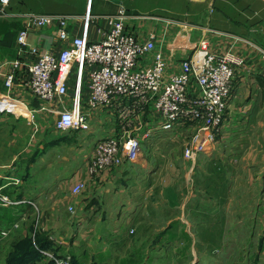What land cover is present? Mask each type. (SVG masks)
I'll return each mask as SVG.
<instances>
[{
	"label": "rangeland",
	"instance_id": "rangeland-1",
	"mask_svg": "<svg viewBox=\"0 0 264 264\" xmlns=\"http://www.w3.org/2000/svg\"><path fill=\"white\" fill-rule=\"evenodd\" d=\"M161 24L167 27L157 29V44L169 58L182 59L192 51L199 35L190 31L187 20L168 17ZM43 117L45 144L35 152L37 175L68 177L86 168L94 141L108 132L105 113H99L100 123L92 121L91 131L63 133L52 130V116ZM241 117L230 113L222 126L228 151L236 155L233 161L212 163L199 153L186 159L181 142L169 143L166 137L155 139L156 146L148 138L137 160H125L116 169L130 178L110 179L99 187L90 183L77 196L73 216L63 202L57 203L48 228L35 224L48 217L44 211L59 192H50L51 199L32 194L35 206L18 211L0 206V264H54L27 257L38 245L55 257L69 256V264H264V161L252 153L253 146L264 152V111L251 114L245 130L238 124ZM254 120L260 127L255 123L253 132L249 123ZM245 136L258 143L240 145ZM171 166L177 196L168 203L162 201L159 181ZM219 170H231L234 184L223 193L208 194L209 175Z\"/></svg>",
	"mask_w": 264,
	"mask_h": 264
},
{
	"label": "built area",
	"instance_id": "built-area-1",
	"mask_svg": "<svg viewBox=\"0 0 264 264\" xmlns=\"http://www.w3.org/2000/svg\"><path fill=\"white\" fill-rule=\"evenodd\" d=\"M9 3L10 0H0V17L8 15ZM136 17L140 16L127 13L120 5L114 15L107 17L108 27L99 33L100 38L91 40L89 26L93 17L88 7L80 32L54 52L30 45L28 34L51 28L55 36L66 40L70 36L69 17L27 11L16 35V57L0 62L2 112L32 124L40 114L52 116V130L59 133L91 131L92 121L100 123L98 115L105 113L103 122L110 131L98 137L90 149L88 180L99 179L125 160H137L148 138L156 146V140L166 137L169 143L181 142L186 159L207 153L216 143L236 96V73L247 62L240 52H213L200 45L174 61L158 47L156 31L141 34L127 25ZM250 45L264 63V48ZM20 108L26 114L15 112ZM86 182L87 178L70 188L66 205L70 214H75L74 199L86 189ZM0 206L18 211L20 206L35 203L31 197L14 198L0 192ZM45 224L38 219L35 227L43 230ZM17 225L18 222L14 224ZM38 250L47 262L69 264V256L58 258L46 249Z\"/></svg>",
	"mask_w": 264,
	"mask_h": 264
},
{
	"label": "crops",
	"instance_id": "crops-1",
	"mask_svg": "<svg viewBox=\"0 0 264 264\" xmlns=\"http://www.w3.org/2000/svg\"><path fill=\"white\" fill-rule=\"evenodd\" d=\"M120 5L126 8L127 13L140 16L127 21V25L130 27L141 26V30H139L141 34H144L146 30L157 31L160 27L166 28L167 26L162 25L161 21L168 17L181 18L188 21L190 31L194 29L198 33L199 37L196 39L195 46L200 45L209 51L219 53L233 50L244 54L247 57V62L234 78L236 96L233 98L226 116L230 113L231 116L240 114L242 117L238 124L245 130L244 125L250 118L249 116L257 115L261 110L264 111V63L259 59L257 50L250 45L254 44L264 48V0H10L7 9L8 15L0 17V62L16 57L19 49L16 35L23 27L21 17L27 11L62 14L69 17L70 36L66 40H60L53 34L51 28H44L38 32L32 31L28 34L27 40L30 45L57 52L70 42L71 37L80 32L82 19L88 7L93 17L89 26V37L91 40H96L100 38L99 33L108 27L107 17L114 15ZM158 47L160 46L158 45ZM172 59L177 61L179 58L173 57ZM3 90L4 87L0 82V92ZM14 91L16 94L18 93L19 98H22L16 87ZM15 112L26 114V111L21 108L15 109ZM43 118V115L40 114L35 124H32L22 117L21 119L16 118L8 112L0 111V192L14 198L25 196V194L30 195L31 198H37V194L41 196L47 194V199L50 198V192L53 194L59 192L58 198L50 201L48 210L51 211V214H47L48 210L44 211L46 216L48 215V217H44L45 227L48 228V223L52 220L50 216L56 211L54 210L55 205L59 202L67 205L70 188L77 181L87 178V186L90 183L98 182L96 187H99L110 179L115 180L119 177L128 179L130 177L124 175L123 172H118L117 167L103 173L99 179H94L95 181L88 180L85 165L76 169L68 177L62 175L38 176L34 171L38 161L35 152L37 149H42L45 144L43 135L46 130L40 123ZM255 123L259 128V121L255 122L254 120L249 123L253 132ZM224 138L221 127L213 147L207 153L199 154H203L212 163L233 161L236 155L229 153V146ZM252 140L258 143L257 138L253 137L250 140L245 136L243 140L239 141V144L250 147L254 145ZM252 153H256V157L260 156V160L264 161V152L261 149L257 150L253 146ZM250 156V153L242 155L244 158ZM238 158H240L239 155ZM23 168L26 169L25 173H23ZM172 168V166L168 167L169 171L159 181L162 201L168 203L176 201L177 196ZM118 173L119 175H117ZM232 173L231 170L227 172L219 170L215 171L216 175L214 176L211 172L206 192L208 194L223 193L231 188L235 181ZM63 181H66V185ZM51 185L53 187L50 189ZM23 207L19 208L22 210ZM58 215L59 213L56 214L55 219ZM54 239L56 238L54 237Z\"/></svg>",
	"mask_w": 264,
	"mask_h": 264
},
{
	"label": "trees",
	"instance_id": "trees-1",
	"mask_svg": "<svg viewBox=\"0 0 264 264\" xmlns=\"http://www.w3.org/2000/svg\"><path fill=\"white\" fill-rule=\"evenodd\" d=\"M39 248H43V249H44V247L38 245V246L34 249V252H33V253H31L29 256H27V254H29V253H27L26 256L29 257V258H31V259H37V258H40V259H41V255H40V252H39V250H38ZM26 256H25V257H26Z\"/></svg>",
	"mask_w": 264,
	"mask_h": 264
}]
</instances>
